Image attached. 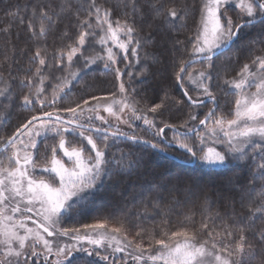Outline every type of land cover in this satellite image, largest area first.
<instances>
[{
	"label": "snow or ice",
	"instance_id": "obj_1",
	"mask_svg": "<svg viewBox=\"0 0 264 264\" xmlns=\"http://www.w3.org/2000/svg\"><path fill=\"white\" fill-rule=\"evenodd\" d=\"M87 5V9L81 6L74 13L77 34L71 37L65 31L63 38L67 42L55 49L50 58L45 45H36L29 54V67L19 77L21 88L28 90L21 97L24 109L32 114L0 140V264H37V257H42L43 264H95L94 258L110 260V253L105 254L109 249L121 253L129 248L133 251L128 252V257L136 264H264V256L257 261L255 251L258 246L264 250V227L257 230L255 225L256 220H264V35L247 40L246 62L232 79L223 80L224 87L216 85L225 96L233 97L228 111H219L212 88L214 78L209 71L217 67L215 58L241 39L244 29L264 26V0H200L199 25L189 40L190 49H183L188 58L173 61L175 83L192 106L187 119L179 124L164 118L162 110L166 101L172 99L167 93L147 109L138 107L139 102L130 97L123 80L126 73L118 65L129 55L138 57L142 41L137 36V19L143 21L150 15L152 20L170 25L175 33L177 21L186 19L189 5L178 7L172 0H143V4L140 0H123L111 7L87 0ZM229 5L239 10L235 20L228 15ZM145 7L148 13L144 12ZM65 11L71 9L61 5L58 13L51 4H43L33 7L26 17L18 11H9L8 15L21 27L26 25L38 41L47 38ZM81 11L85 12L83 17ZM114 11L121 15L114 17ZM10 28L11 23L0 28V33L7 36ZM150 42L149 35L144 44ZM173 43L179 52L185 42L177 38ZM197 57L201 70L194 75ZM227 59L239 61V57ZM4 61H8L7 56ZM98 63H103L106 71H114L119 95L112 92L69 100L71 86L81 80L82 70ZM10 68L11 65V77ZM147 70L145 67L140 74ZM56 71L61 74L55 75ZM2 77L0 73V97L7 101L11 98V85ZM49 79L54 81L50 96L45 83ZM190 86L196 99L190 95ZM202 96L208 98L211 108L200 99ZM201 105L208 110L198 119L195 109ZM109 118L116 123L112 124ZM137 120L145 125L142 131L150 133L151 139L119 127L125 124L133 129V121ZM197 120L202 129L191 123ZM0 121L6 123L2 116ZM180 128L185 131L180 132ZM167 130L173 132L171 141H163ZM121 137L157 151L174 144L191 158L189 162L210 170L243 162L250 170L246 183L237 186L231 178L228 182L239 194L241 210L247 209L248 215L237 217L234 211L217 225L213 216L219 213H212L213 202L205 190L197 187L203 198L204 216L198 229L184 225L179 230L162 231L159 236H145L147 230L140 228L135 233L138 239L133 242L127 239L126 231L123 239L113 235L125 225L115 221L119 226L108 228L114 220L111 216L70 226L68 222L83 215L88 204L103 191L106 177L110 180L139 166L140 160L130 150L112 151ZM49 139L51 145L47 144ZM257 160L260 162L254 163ZM188 195L195 193L188 189ZM227 200L234 209V198ZM153 206L160 207L159 198ZM186 219L191 220V216ZM154 246L159 247L153 254L149 250ZM128 257L124 258L125 264Z\"/></svg>",
	"mask_w": 264,
	"mask_h": 264
},
{
	"label": "trees",
	"instance_id": "obj_2",
	"mask_svg": "<svg viewBox=\"0 0 264 264\" xmlns=\"http://www.w3.org/2000/svg\"><path fill=\"white\" fill-rule=\"evenodd\" d=\"M122 2L123 0H97L98 4L105 7L115 6ZM140 2L143 4V0ZM165 2H169V0H165ZM172 2L178 7H183L185 4L189 5L186 9V19L177 21V31L174 33L170 25H165L160 20H152L150 15H146L143 21L137 19V36L142 41V47L138 50V57L129 55V58L127 60L122 59L118 66L122 72L126 73L123 80L129 89L130 97L139 102L138 107L147 109L153 104L159 103L167 93L172 99L166 101L167 106L162 110L165 113L164 118L179 124L187 119V114L192 110V106L183 96L182 89L175 83L173 61L178 57L188 58V53L184 52L183 49L184 47L190 49L189 40L195 35L199 25L198 8L200 0H172ZM43 4H51L58 13L61 5H67L71 11L61 13L59 22L48 33L47 38L37 41L32 38L26 25L21 27L8 13L9 11H18L21 16L26 17L33 7ZM81 6L87 9V0H0V28L11 23L7 36L0 33V73H3L2 79L11 85V98L5 101L3 97H0V116L6 121V123L0 121V140L9 136L25 118L32 114L24 109L21 99L28 90L21 88L19 84V77L29 67V54L34 52L36 45H45L50 58L55 49L67 42L63 38L65 31L74 37L77 34V29L74 26L76 23L74 13ZM144 12L148 13L149 9L145 7ZM228 14L234 20L237 17L235 9L232 7L228 8ZM84 15L85 12L81 11L80 16L83 17ZM120 15L119 11L113 12L114 17ZM149 35L151 42L144 44L145 38ZM262 35H264V26L257 24L255 29L246 28L241 33L240 40H237L222 56L215 58L217 67L209 69V71L212 72L214 78L212 88L219 104V111H228L232 106L233 97L225 96V93L219 91L216 85L219 84L224 87L223 80H230L235 76L240 65L246 62L249 51L247 40L259 38ZM177 38L185 42L184 45L180 46L181 51L179 52L175 51L173 43ZM93 46L99 48L98 45ZM256 47L259 48V45ZM5 56L8 57L7 62L4 61ZM227 57H239V61H229ZM9 65H11V77L8 75ZM195 66L201 67L199 62L193 65V67ZM145 67L148 70L141 75L140 73ZM60 74L58 71L55 72V75ZM12 77L16 78L13 79ZM81 77L79 82H73L71 86L69 96L71 101L82 100L93 95H109L112 92L119 95L115 73L114 71H106L103 63L83 69ZM45 83L49 87L50 96V86L54 81L49 79ZM0 87H3L2 82H0ZM190 95L196 99L195 92L191 91V87ZM206 104L208 108L212 107L211 103ZM36 107L38 108L39 105ZM208 108L202 105L195 109L198 113V119L203 118ZM149 115L152 114L149 113ZM191 123L197 126L198 120ZM133 127L136 134L151 139L150 133L142 131L145 127L142 121H133ZM179 130L185 131L183 128ZM172 135L173 132L167 130V135L163 141H171ZM47 144H52V140L49 139ZM118 149H122L124 152L130 150L140 160L139 166L131 172H124L110 180L106 177L103 191L88 204L83 215L68 222L70 226L93 223L97 219L111 216L114 217V220L107 227H118L119 224L115 221H123L124 229L120 233L114 234L123 238L126 231L127 239L133 242L138 239L135 237V233L140 228L147 230L145 236L149 233L159 236L162 231L179 230L184 225L198 229L204 216L201 214L203 212V198L201 193L196 190L197 187L205 190L213 202L212 213H219V216H213L217 225L221 224L226 215H233L234 211L237 217L248 215L247 209L241 210L239 194L233 192L232 186L228 182L231 178L232 183L237 186L246 183L250 170L243 166V162H234L223 169L210 170L197 162L195 165L186 163L191 158L176 146H169L164 152L175 156L178 161L163 154L162 151H157L142 143L132 144L131 141L122 137L117 141L112 151L117 152ZM43 151L44 148L41 146V152ZM257 162L260 161L257 160L254 163ZM251 171L255 172L256 168L252 167ZM173 189L175 191H172ZM188 189H191L195 195L190 197ZM230 196L235 201L234 209L228 206L227 198ZM158 198L160 199V207H154L153 203ZM188 216H191V220L186 219ZM227 223H232V221H227ZM255 225L259 230L264 227V220H256ZM196 234L198 238H203L200 232ZM176 239L180 240L182 237ZM147 244L148 241L145 239V248H147ZM158 247L154 246L149 251L154 254ZM130 250L133 251L131 248L127 251L130 252ZM255 251L256 260L259 261L264 256V250L258 246ZM124 258L123 254L114 255L110 253V260L107 262L101 261L99 258L94 259L95 264H125ZM49 259H54V257ZM36 260L37 264H43L42 257H37ZM126 264H136V262L128 257Z\"/></svg>",
	"mask_w": 264,
	"mask_h": 264
},
{
	"label": "rangeland",
	"instance_id": "obj_3",
	"mask_svg": "<svg viewBox=\"0 0 264 264\" xmlns=\"http://www.w3.org/2000/svg\"><path fill=\"white\" fill-rule=\"evenodd\" d=\"M229 7H232V8H234L233 6H231V5H229L228 6V8ZM235 9V13H236V15H237V13H238V9L237 8H234ZM229 15V14H228ZM231 16V15H230ZM241 23H243V21H241ZM118 51V50H117ZM121 57H123V54H121ZM194 69H195V71L193 72V74L195 75L196 74V72H198V71H200V69H201V67H199V66H195L194 67ZM191 87V86H190ZM253 91H254V89H253ZM196 95V94H195ZM195 98H196V96H195ZM207 97H200V99L201 100H203V99H206ZM207 103H211V102H207ZM204 104H206V103H204ZM202 106V105H201ZM213 106V105H212ZM102 115H104V116H107V113H102ZM110 119V121H111V123L112 124H115L116 123V121H114V120H112L111 118H109ZM97 123H99V122H97ZM119 127L124 131V132H129V131H131V130H133L134 129V127H133V129H129L128 127H127V125H125V124H120L119 125ZM51 145V144H50ZM6 155V154H5ZM175 157V156H174ZM0 158H2V157H0ZM173 159V158H172ZM188 159H190V158H188ZM175 160H177V159H175ZM178 161V160H177ZM183 162H185V161H183ZM186 163H191V162H186ZM257 163H259V162H257ZM113 235H116V234H114L113 233ZM118 236V235H117ZM118 237H120V236H118ZM121 239H123L122 237H120ZM65 242H68V243H71L72 241H65ZM130 249V248H129ZM128 250V249H127ZM125 251V252H121V253H113L114 255H124L125 257H127L128 256V252L129 251ZM131 251V250H130ZM108 253H112L111 252V249H109V252ZM106 254V253H105ZM148 264H151V262H148Z\"/></svg>",
	"mask_w": 264,
	"mask_h": 264
},
{
	"label": "water",
	"instance_id": "obj_4",
	"mask_svg": "<svg viewBox=\"0 0 264 264\" xmlns=\"http://www.w3.org/2000/svg\"><path fill=\"white\" fill-rule=\"evenodd\" d=\"M229 49V48H228ZM227 49V50H228ZM196 60H197V62L199 61V57H197V58H195ZM196 62V63H197ZM182 91H183V89H182ZM187 99V98H186ZM203 102L204 103H207V102H210L209 100H208V98H206V99H203ZM197 127H200L201 129L203 128V126H201V125H197ZM180 132H184V131H182V130H179ZM143 144V143H142ZM145 145H147V144H145ZM147 146H149V145H147ZM170 146H175L174 144H170ZM3 148V145L0 147V149H2ZM181 150V149H180ZM182 151V150H181ZM162 153L163 154H165V155H168L170 158H173V159H177L176 157H174L173 155H171V154H168V153H166V152H164V151H162ZM178 160V159H177ZM190 165H195L196 164V162L195 161H192L191 163H189Z\"/></svg>",
	"mask_w": 264,
	"mask_h": 264
}]
</instances>
